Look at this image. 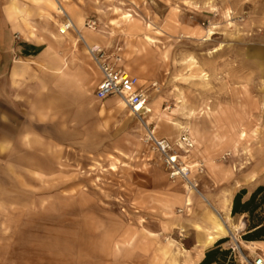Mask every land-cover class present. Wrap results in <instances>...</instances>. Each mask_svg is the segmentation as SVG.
<instances>
[{"label": "rangeland", "instance_id": "rangeland-1", "mask_svg": "<svg viewBox=\"0 0 264 264\" xmlns=\"http://www.w3.org/2000/svg\"><path fill=\"white\" fill-rule=\"evenodd\" d=\"M48 1L57 15L69 19L61 0H54L61 11ZM65 4L84 16V28L94 22L96 29L90 31L106 34L122 48L121 66L138 77L150 104L147 115L138 118L117 98L100 102L87 95L83 105L93 112L67 117L84 127L98 122L92 144L85 139L90 130L78 145L75 132L60 131L57 119L44 124L31 114L20 121L29 144L20 137L13 159L10 152L0 157V264H179L173 249L182 243L183 233L145 234L158 229L161 217L153 208L168 201L169 186L180 181L168 179L144 144L143 124L157 127L162 117L157 101L168 121L194 137L198 155L264 157V98L248 60L249 43L264 35V0ZM6 10L17 13L18 0H11ZM76 100L68 93L65 99L56 98L55 105L68 112ZM164 128L167 134L176 133ZM123 135L131 139L125 145L132 156H122L111 145L112 138L122 143ZM200 190L198 185L195 193L205 201ZM245 233L246 227L235 234L243 253V245L250 243L243 240ZM230 235L224 250L231 252Z\"/></svg>", "mask_w": 264, "mask_h": 264}, {"label": "crops", "instance_id": "crops-1", "mask_svg": "<svg viewBox=\"0 0 264 264\" xmlns=\"http://www.w3.org/2000/svg\"><path fill=\"white\" fill-rule=\"evenodd\" d=\"M61 1L74 25L77 21L82 23V26L76 24L74 29L79 32L85 44L98 46L107 54L118 51L122 62V48L106 34L100 31L93 33L84 28V16L77 12L74 6L66 5L65 0ZM10 2L11 0H0V157L7 156L10 152L13 159L12 151L20 144V137L23 138V143L29 144L30 136L22 134L20 121L29 120L31 114L38 122L44 124L56 123L57 119L60 131L75 132L78 145L83 144L84 131L90 130V136L86 134L85 139L86 143L92 144L93 139H96L92 132L98 131V122L95 121L93 125L92 121L85 125L88 127H84L81 121H68L67 117V113L78 114L84 110L93 112L91 106L83 105L87 95L91 94L93 99L98 101L94 92L100 81V73L89 59L84 44L78 41L72 30L65 35L59 34V27L65 19L54 12L48 0H18V11L13 15H9L6 10ZM260 36L249 43L248 60L254 68L257 81L261 84L259 96L264 98V35ZM121 62L119 66L126 70L121 66ZM68 93L77 99V104L67 112L66 106L55 105V100L65 99ZM112 98L115 97L104 101ZM153 102H156L158 114L162 116L155 127L157 136L171 142L176 141L183 133L180 132L183 127L168 121L158 102ZM117 104L122 105L118 102ZM161 126H165V131L170 128L176 130V133L167 134ZM190 137L194 141V148L181 149L178 154L180 160L190 167H196L200 160L204 163L203 173H194L193 178L197 181L206 202L195 192L189 191L182 182H177L169 186V189L172 188L170 199L159 204L158 208H153L159 210L161 217L158 229L144 230L148 236L168 232L183 233L182 243L173 249L176 251L174 255L180 258L179 264H199L207 250L217 242L225 240L227 232L221 219L230 229H244L247 223L246 215L231 213L233 197L239 189L251 193L258 186H264V157L259 159L253 155L242 158L237 155H198L195 139L192 135ZM114 141L112 138L111 145L117 147L119 154L124 157L132 156L130 146L125 145L126 142L131 143L130 138L127 139L126 135H123L122 143ZM61 144L64 143L58 142V145ZM151 153L161 164L160 157L152 151ZM146 235L142 236L146 239L152 238ZM225 244L228 243L224 241L221 244L222 250L226 248ZM242 249L250 259L264 257V241L250 242L243 245Z\"/></svg>", "mask_w": 264, "mask_h": 264}, {"label": "built area", "instance_id": "built-area-1", "mask_svg": "<svg viewBox=\"0 0 264 264\" xmlns=\"http://www.w3.org/2000/svg\"><path fill=\"white\" fill-rule=\"evenodd\" d=\"M64 19L62 28L58 30L60 35L73 31L69 19L65 17ZM86 27L92 31L96 29L94 22L87 23ZM75 34L79 35V32H75ZM86 48L89 59L100 73V81L94 92L95 98L98 101H104L111 97L118 98L131 115L138 118L145 116L147 114L145 109L148 101L147 91L140 85L138 77L119 66L121 58L118 51L107 54L104 49L98 46H86ZM143 126V142L147 148L160 157L161 165L166 171L168 179L171 182H182L189 191H197L198 183L193 178V174H202L203 164L197 163L196 167H190L180 160L178 154L181 149L191 150L194 148V141L189 133L183 132L176 141L171 142L158 137L155 128L149 124L144 123ZM229 238L231 240L230 250L235 254L238 264H264V257L248 258L242 252L237 237L235 240L231 239L230 236Z\"/></svg>", "mask_w": 264, "mask_h": 264}, {"label": "trees", "instance_id": "trees-1", "mask_svg": "<svg viewBox=\"0 0 264 264\" xmlns=\"http://www.w3.org/2000/svg\"><path fill=\"white\" fill-rule=\"evenodd\" d=\"M246 195V191L241 190L234 196L231 213L232 215L245 214L249 218L243 240L264 241V219L260 217L264 214V186H258L248 197ZM253 219H256L255 222ZM223 242L224 240L219 241L207 250L204 259L199 264H236L231 252L220 248Z\"/></svg>", "mask_w": 264, "mask_h": 264}, {"label": "bare ground", "instance_id": "bare-ground-1", "mask_svg": "<svg viewBox=\"0 0 264 264\" xmlns=\"http://www.w3.org/2000/svg\"><path fill=\"white\" fill-rule=\"evenodd\" d=\"M34 1V0H33ZM54 3V5H56V7H57V9L59 10V11H61L62 10V7H61V5H59L58 4V2L57 1H54V0H52ZM56 3V4H55ZM78 25H79V23H78ZM75 26V25H74ZM61 28H62V26H61ZM72 28H73V30H74V27L72 26ZM78 28V27H77ZM79 36V38H80V41H82L83 42V44H84V46H85V48H86V46H88V45H86L85 44V42L83 41V39L81 38V35L79 34L78 35ZM88 47H92V46H88ZM86 51H87V48H86ZM118 99V98H117ZM118 103H122L121 101H120V99H118V101H117ZM123 104V103H122ZM202 199V198H201ZM219 214V213H218ZM224 217V216H223ZM218 218V217H217ZM226 218V217H225ZM228 220V219H227ZM226 220V221H227ZM221 223L223 224V227H224V229H225V231L227 232V234L229 233V234H231L230 236H231V239H233V240H235L236 239V228L234 227V228H232V229H230V228H228V226H226V224H225V222H223V219H221ZM210 239H212V238H210ZM249 246V245H248ZM252 250V249H251Z\"/></svg>", "mask_w": 264, "mask_h": 264}]
</instances>
